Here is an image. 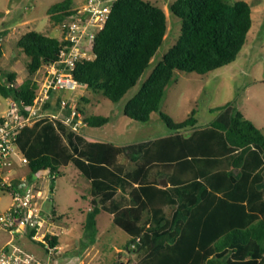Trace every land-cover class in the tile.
Segmentation results:
<instances>
[{
	"label": "trees",
	"instance_id": "16d2710c",
	"mask_svg": "<svg viewBox=\"0 0 264 264\" xmlns=\"http://www.w3.org/2000/svg\"><path fill=\"white\" fill-rule=\"evenodd\" d=\"M71 4H52L47 14L61 25L73 13ZM168 10L181 21L178 39L123 109L124 116L143 123L159 112L166 136L116 146L42 118L16 132V150L29 174L48 172L50 190L59 168L68 164L87 178L85 229L94 237L96 216L109 214L127 234L124 249L134 264H264L263 132L233 102L215 108L206 126H197L194 109L180 122L160 112L175 71L202 75L236 59L252 25L251 8L244 0H174ZM104 23L93 40V58L78 62L73 78L117 102L161 46L166 16L146 0H113ZM63 44L35 30L23 33L16 47L28 58L27 77L17 84L16 73L0 67V96L31 106L38 90L34 75L57 59ZM64 95L44 109L56 111ZM76 108L87 127L108 122ZM44 242L53 247L57 238L46 234Z\"/></svg>",
	"mask_w": 264,
	"mask_h": 264
},
{
	"label": "rangeland",
	"instance_id": "374dc122",
	"mask_svg": "<svg viewBox=\"0 0 264 264\" xmlns=\"http://www.w3.org/2000/svg\"><path fill=\"white\" fill-rule=\"evenodd\" d=\"M60 1L62 0H0L1 68L13 69L20 78L27 77L25 64L28 58L16 47V41L23 33L30 30L60 39L61 25L55 23L47 14V9L52 4ZM71 1L73 8L85 2V0ZM146 1L163 8L174 0ZM244 1L251 8L252 25L236 59L202 75L194 72H174L173 80L166 87L160 104V112L168 115L174 122L186 119L194 109L197 126H206L216 116L215 108L227 102H233L243 116L264 134V0ZM164 12L167 18V30L161 46L157 48L149 66L135 86L129 89L123 98L117 102H111L83 86H79L73 92L64 91V96L80 93L76 96V104L83 110L85 116L101 115L108 118V122L100 127H82L80 132L85 138L89 139L88 135H91L96 139L127 145L151 140L169 132L159 112L152 113L149 121L145 123L133 121L123 114L126 102L137 93L164 54L178 39L180 19L170 15L168 9H164ZM39 78L40 74L36 72L34 79ZM81 97L86 100H82ZM78 174L72 164L59 168V175L53 185L54 189L49 193V199L44 200L40 206L41 214L46 220L41 232L50 229L48 221L49 218L54 217L64 229L60 239L72 238L78 241L76 251L67 260L69 264H80L79 250L82 244L89 243L90 239L95 241L93 248L94 250L96 248L98 253L92 256L88 264H134L133 255L124 249L128 236L111 223L109 214L101 212L97 216L94 237L90 230L85 229L90 209L89 196L86 192L75 188ZM32 178L36 179V176L32 175ZM47 180L49 182V177ZM1 196L0 210H3L11 203V196L7 192L2 193ZM54 230L59 231V228ZM24 238L22 237V241L26 249L31 252L37 250L39 254H35L37 259H42L41 261L44 262L49 258L38 242ZM73 245L70 243L65 246V249L71 251L74 248ZM118 248L120 251L117 252ZM64 256L61 252L50 257L61 259Z\"/></svg>",
	"mask_w": 264,
	"mask_h": 264
},
{
	"label": "built area",
	"instance_id": "2783aa9c",
	"mask_svg": "<svg viewBox=\"0 0 264 264\" xmlns=\"http://www.w3.org/2000/svg\"><path fill=\"white\" fill-rule=\"evenodd\" d=\"M113 0H85L73 8V13L61 24L64 44L59 49L57 59L37 70L40 78L38 90L34 95L31 106L23 107L13 102L0 121V171L11 164L10 156L15 149L16 132L30 126L42 118L54 119L80 133L85 121L77 110L76 93L60 99L56 111L44 109L46 104H53L56 95L60 92L76 91L79 86L73 78V70L81 60L93 58L92 44L96 34L106 22ZM26 163V159H21ZM48 174V172H47ZM49 177V174H48ZM2 186L10 187V206L0 211V230L9 232L13 236L28 233L33 230L32 239L44 242L46 233L41 232L46 220L41 214L40 195L36 189L20 192L6 180L0 181ZM21 187H25L21 184ZM46 248L48 252L56 247ZM0 264H41L32 254L12 245L0 247Z\"/></svg>",
	"mask_w": 264,
	"mask_h": 264
},
{
	"label": "crops",
	"instance_id": "0c3cea01",
	"mask_svg": "<svg viewBox=\"0 0 264 264\" xmlns=\"http://www.w3.org/2000/svg\"><path fill=\"white\" fill-rule=\"evenodd\" d=\"M170 4L171 3H168L167 5H164L163 8H161L163 10V12H164V9H166V10L168 9L167 6L169 7ZM165 16H166V14H165ZM165 24H166V30H167V22ZM11 71H14V70L11 69ZM23 80H24V78H22V77L20 78L16 73V83L20 84ZM78 94H80V93H76L75 95L77 96ZM13 102L14 101L10 98H4V97L0 96V118L5 115L9 106ZM150 117H151V115H150ZM80 134H82V133L80 132ZM167 134L168 133H165L159 137L166 136ZM88 138L89 139H87V138L86 139L89 141L111 142V141H107V140L96 139V138L92 137L91 135H88ZM156 138H158V137H156ZM153 139H155V138H153ZM111 143H113L116 146L126 145V144H118V143H114V142H111ZM127 145H129V144H127ZM22 158L23 157L19 155V153L17 152L16 147H15L14 152L10 156V161H11L10 166L8 168H3L2 171H0V181L6 180L8 183H10L12 185V187L14 189H16L20 192L27 191L31 188L38 190L39 195H40L39 199H40V206H41L44 200L49 199V197H48L49 193L53 191L54 187L52 188V190H50L49 182L47 180L48 174H47L46 170L39 171L35 174H29V172L27 171L28 169H27L26 164L22 163V161H21ZM32 175H35L36 179H33ZM22 183L25 186L24 188L21 187ZM75 184H76L75 188L77 190L84 191L88 195V188L90 186V182L87 178H85L82 174L79 173L77 176V179L75 180ZM4 192H7L9 194V196H11L9 191H5L2 188H0V200L2 198L1 195ZM9 206H10V204L7 207H5L3 210L7 209ZM3 210H0V211H3ZM100 213H98V215ZM97 216H96V218H97ZM110 218H111V216H110ZM56 221H55L54 217L49 218L48 226L50 227V229L43 232V233L49 234V235L57 238V244H56V246H54L57 249L54 250L53 252L46 251L45 248L43 247V245L41 244V241L32 239L31 236L33 233L31 235H29V233H21V234H17L15 236H13L12 234H10L9 232H6L4 230H0V247L5 246V245L16 246V247H18L24 251L26 250V252L32 254L35 258H37L35 255V254H38L37 250H32V252H31L29 249H26L25 245H23L22 237L23 238L25 237L24 239H30L32 241L38 242L43 247L45 253L47 255H49V258L44 262L41 261L42 259H38L41 262V264H69L67 260H69L70 257L73 255L74 251H76V247L78 246V241H76L72 238L71 239L65 238V239L61 240L60 235L64 232V229ZM111 222H112V219H111ZM57 228H59V231L54 230ZM70 243L74 244L73 245L74 248L71 251L65 249L66 248L65 246H67ZM94 244H96V243L92 239L89 240V243L82 244L81 249L79 250L80 253L78 254V256L80 257V259H79L80 264H88L90 259L92 258V256H96V254L98 253V250L96 248L94 250V248H93ZM118 251H120L119 248L117 249V252ZM61 252H63V254L65 255L64 257L61 258L62 260L50 257L53 254L54 255L55 254L57 255V253L61 254Z\"/></svg>",
	"mask_w": 264,
	"mask_h": 264
},
{
	"label": "water",
	"instance_id": "95a60500",
	"mask_svg": "<svg viewBox=\"0 0 264 264\" xmlns=\"http://www.w3.org/2000/svg\"><path fill=\"white\" fill-rule=\"evenodd\" d=\"M161 185L165 187V186H167V183L164 180H162Z\"/></svg>",
	"mask_w": 264,
	"mask_h": 264
}]
</instances>
